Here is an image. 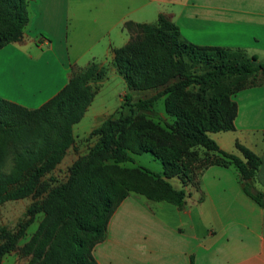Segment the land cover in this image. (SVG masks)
<instances>
[{
	"label": "trees",
	"instance_id": "obj_1",
	"mask_svg": "<svg viewBox=\"0 0 264 264\" xmlns=\"http://www.w3.org/2000/svg\"><path fill=\"white\" fill-rule=\"evenodd\" d=\"M28 5L29 0H0V47L22 36ZM135 25L147 36L146 42L130 29ZM127 27L129 40L114 49L113 64L128 89L155 92L132 99L126 91L121 103L125 110L93 128L96 141L87 155L71 164L66 180L50 185L44 176L74 142L73 125L95 95L91 81L102 77L105 67L91 62L73 69L66 84L36 107L0 95V203L45 191L27 207L28 217L17 230L2 231L0 260L34 214L43 211L36 231L23 245L33 254L28 264H100L93 246L105 236L112 211L129 190L184 207L188 193L168 178L177 175L190 181L188 160L196 157L197 148L206 154L203 168L212 163L234 165L244 192L264 207V190L254 183L261 157L238 141L241 155L227 151L209 134L234 129L237 103L232 94L257 83L247 79L259 71L264 74V62L241 47L189 41L162 13L155 22L131 21ZM163 95L165 109L173 116L165 125L153 119L161 117L155 103ZM145 150L160 159L163 174L119 164L132 160V152Z\"/></svg>",
	"mask_w": 264,
	"mask_h": 264
},
{
	"label": "crops",
	"instance_id": "obj_2",
	"mask_svg": "<svg viewBox=\"0 0 264 264\" xmlns=\"http://www.w3.org/2000/svg\"><path fill=\"white\" fill-rule=\"evenodd\" d=\"M28 8L22 36L0 47V95L27 107L53 96L73 69L91 62L113 65L114 49L129 40L127 23L155 22L160 13L189 41L241 47L264 62V0H29ZM232 98L235 127L213 138L227 151L239 154L238 141L261 157L254 183L264 190V81L236 90ZM91 106L73 127L90 116ZM108 112L99 107L103 119ZM198 183L199 189H188L182 208L141 193L123 197L93 246L97 261L264 264V207L244 192L238 169L209 164Z\"/></svg>",
	"mask_w": 264,
	"mask_h": 264
},
{
	"label": "rangeland",
	"instance_id": "obj_3",
	"mask_svg": "<svg viewBox=\"0 0 264 264\" xmlns=\"http://www.w3.org/2000/svg\"><path fill=\"white\" fill-rule=\"evenodd\" d=\"M169 17V16H168ZM134 32L138 31L140 34V39L142 41H147V36L144 34L143 30L137 25L130 26V29ZM249 54L247 51H245ZM105 67V74L97 79L91 81L94 89L95 95L92 100V113L88 118H84L81 122L73 127L74 142L67 149L62 160L57 164V166L48 172L45 176V180H49L50 185H54L61 181L67 179L69 174V168L71 164L78 158H81L88 154L91 146L96 141L98 135L92 133L93 128H95L99 122L103 119L104 114L99 116V107L101 105H106L111 112L109 115L117 114L120 110H125L121 108V103L123 101V95L126 91H130L132 94V99H136L140 96H147L155 92V89L147 90H137L128 89L123 77L116 70L115 65H103ZM115 68V70L113 69ZM248 82H262L264 81V74L260 71L256 73L255 76L249 77ZM164 95L157 99L155 103V108L157 112L161 115L160 118L154 117L153 119L165 125V122H170L173 116L166 111L164 103ZM94 114V115H93ZM107 115V114H106ZM225 131H211L209 134L213 137L214 134H223ZM198 153L195 158L189 159L188 166L190 181L184 182L180 176L174 175L169 177V181L176 187H184L188 193V189H199L198 175L203 168L204 162L202 158H205L206 154L201 148H197ZM239 155L241 151L238 150ZM133 159L119 162L121 166L133 167H147L153 171L157 169L158 173L163 174V167L160 159L156 158L150 151L142 152H132ZM189 158V157H188ZM187 158V159H188ZM162 167V168H161ZM157 172V171H155ZM45 191L30 194L20 198L7 199L0 203V242L3 240L2 231H15L17 230L19 224L23 222L27 217V207L33 202L38 201L42 198ZM129 193H136L132 190ZM44 216L43 211L36 212L33 216L32 221L26 226L24 233L17 239L15 246L9 251L5 252L0 260V264H28L32 257V251H27L23 248V245L30 239L33 233L36 231L39 222Z\"/></svg>",
	"mask_w": 264,
	"mask_h": 264
}]
</instances>
